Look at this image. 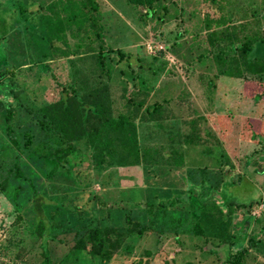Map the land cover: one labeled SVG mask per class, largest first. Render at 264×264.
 Returning a JSON list of instances; mask_svg holds the SVG:
<instances>
[{
	"label": "rangeland",
	"instance_id": "374dc122",
	"mask_svg": "<svg viewBox=\"0 0 264 264\" xmlns=\"http://www.w3.org/2000/svg\"><path fill=\"white\" fill-rule=\"evenodd\" d=\"M74 1L0 0V264H264V0ZM62 89L84 186L41 160Z\"/></svg>",
	"mask_w": 264,
	"mask_h": 264
},
{
	"label": "trees",
	"instance_id": "16d2710c",
	"mask_svg": "<svg viewBox=\"0 0 264 264\" xmlns=\"http://www.w3.org/2000/svg\"><path fill=\"white\" fill-rule=\"evenodd\" d=\"M127 1H128V3L136 4V5H140V6L148 5L147 6L148 9L143 14L144 17L148 18V17L154 15V9L152 7L153 0H127ZM74 2H75L74 3L75 6H77L79 8L81 7L82 16L85 19L91 21L90 27L95 28V20H94V17L91 16L92 14L90 13L89 8L87 7V2L85 0H76ZM83 9H85L84 12H83ZM90 9H91V7H90ZM92 9L96 10L97 6L93 5ZM162 12L165 14V9H163ZM163 17L164 16H160V18H159L160 21L163 20ZM118 56H119L118 57V63L125 61L124 62L125 65L121 69L120 74L122 75V78L125 79V81L127 82L128 92H133L135 90V83L134 82L137 80L138 75L135 74L130 69L132 67L133 63L128 59L127 56H125L123 54H119ZM98 58L100 59V62L102 63L103 62L102 59L104 58V55L102 53H99ZM62 93H63L62 99H60L58 102H56L55 105H53V104L50 105V108H48V107H41L40 108V112H42L43 117H46V121L38 123V126H39V129H41L42 132H45V133H49L51 131H54L56 134V138H58L60 141L59 144H62V146L64 145V147L59 146L56 150L53 151L52 154H46V156L41 158V160L43 161V165L45 167L47 174H49V173L52 174L55 171L62 170L64 172L71 174L74 177L76 185L84 186L86 184V181L88 180L89 176L81 175L82 174L81 168L79 166L75 165V163H73V159L79 158L80 153H79L78 149L74 146V144H72V142L74 141V139L78 135L77 132L79 131V128H80L79 124L81 122L80 118L77 116V109L81 107V109L84 111L85 114L92 113L93 110H91V108L89 106H84L83 103L81 104L80 102H78V100H75L73 98V96H71L67 92V90L62 89ZM157 107L158 106L146 107L144 109V112H146L147 114H152L156 111ZM49 109H50V111H49ZM6 111L7 112H6V115L4 116V122L6 124L7 134L9 135L14 146H16V151H17L16 157H19L20 156L19 150L21 148H18L19 144H18L17 140L15 139V136H13V129H12V124H11L12 119H13V112H11V110H9V109H7ZM28 142L29 141L27 140L26 144ZM15 173L18 174L20 177L23 176V172L18 168V166L16 167ZM85 193L86 192H84V194ZM39 200H40V198H38L37 201H39ZM90 201L93 202L92 199H90ZM81 203L80 204H73L70 206V210L72 211V213H76L77 214L76 216H81L83 212L89 211V210L92 211L94 208V205L91 204L90 202H84L82 204ZM44 204H45L44 205L45 207L50 206V204H48V203L47 204L44 203ZM37 218H38L37 220H40V222L43 221V217L41 215L38 214ZM125 222L128 225L127 229L130 233L133 231V228L130 229L129 225L137 228L138 224L136 222H131V220L129 218H126ZM110 229H111L110 227H105L104 231H103L104 234L107 235L111 231ZM136 230H137L138 234H141V230L139 228H137ZM96 238H97V234H96L95 230L86 231L85 239H86V241L90 242V244L92 246L91 250L92 251L94 250L97 253L98 248H96V246L94 245V242H95L94 240ZM84 241L85 240L78 241L77 245L85 247ZM240 253H242V251L239 252V254Z\"/></svg>",
	"mask_w": 264,
	"mask_h": 264
},
{
	"label": "built area",
	"instance_id": "2783aa9c",
	"mask_svg": "<svg viewBox=\"0 0 264 264\" xmlns=\"http://www.w3.org/2000/svg\"><path fill=\"white\" fill-rule=\"evenodd\" d=\"M146 49H147L150 53L154 54V53L152 52V47H151L150 45H148V46L146 47ZM160 49H161V48H160Z\"/></svg>",
	"mask_w": 264,
	"mask_h": 264
}]
</instances>
